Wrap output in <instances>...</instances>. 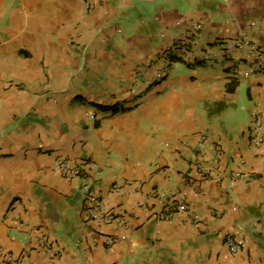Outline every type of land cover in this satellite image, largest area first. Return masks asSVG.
I'll list each match as a JSON object with an SVG mask.
<instances>
[{
    "label": "crops",
    "instance_id": "1",
    "mask_svg": "<svg viewBox=\"0 0 264 264\" xmlns=\"http://www.w3.org/2000/svg\"><path fill=\"white\" fill-rule=\"evenodd\" d=\"M238 37L264 52V0H0V244L20 264H264V73L235 80L253 51L217 45ZM59 158L90 161L115 220ZM175 193L200 225L153 217Z\"/></svg>",
    "mask_w": 264,
    "mask_h": 264
},
{
    "label": "built area",
    "instance_id": "2",
    "mask_svg": "<svg viewBox=\"0 0 264 264\" xmlns=\"http://www.w3.org/2000/svg\"><path fill=\"white\" fill-rule=\"evenodd\" d=\"M179 23V22H178ZM201 28L200 24L195 23L192 24L191 30L186 34V38H190L193 36L194 32ZM218 47L220 51L228 56L234 51L236 48L243 49L248 48L254 53V60L245 68L235 66L233 69V78L235 80L247 79L256 74L264 73V52L259 50L254 42L250 39L238 37L235 39H222L218 42ZM183 44L182 42H178L173 47H170L167 51L163 53L165 57L166 66L160 67L158 71H156L155 75L157 79H160L164 75V69L168 66V63L171 62L170 57L175 52H181ZM210 58L208 54L204 56V59L207 60ZM140 79V77H136ZM132 93H137L136 89L133 88ZM251 141L255 146H264V119L261 115H256L254 124L251 132ZM92 167V164L87 159H75V158H59L56 161L55 168L59 173H61L67 179L81 178L82 184L87 192L83 198V203L85 208L88 209L89 217L95 218L97 214L102 216L100 219L104 221H113L116 219V213L107 208L101 200L100 195H97L95 192H89V189L93 187L94 184H97V176L91 175L89 176V169ZM115 188L118 185H114ZM176 212H182L189 216V218L193 221L194 224L200 225L202 217L201 215L195 211L191 205L184 199L183 194H171L164 201L162 205V209L160 212L154 214V218L166 219L169 220L172 214ZM111 242V239L108 240ZM226 244L229 248L236 252L241 248V241L237 239L232 234H227L225 238ZM37 244L45 248L47 251L53 250L51 248V244L48 242L47 238L43 235L39 238ZM55 254H58L60 250L55 249ZM23 258V254H15L7 249H5L0 244V264H20Z\"/></svg>",
    "mask_w": 264,
    "mask_h": 264
},
{
    "label": "trees",
    "instance_id": "3",
    "mask_svg": "<svg viewBox=\"0 0 264 264\" xmlns=\"http://www.w3.org/2000/svg\"><path fill=\"white\" fill-rule=\"evenodd\" d=\"M105 109H109V110H112V111H117V106L113 105V106H110V107H105Z\"/></svg>",
    "mask_w": 264,
    "mask_h": 264
}]
</instances>
